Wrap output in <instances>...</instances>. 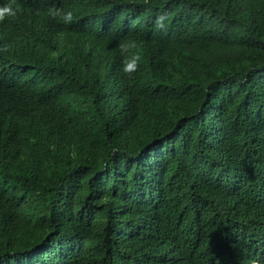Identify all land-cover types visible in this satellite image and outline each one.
<instances>
[{"label":"trees","instance_id":"16d2710c","mask_svg":"<svg viewBox=\"0 0 264 264\" xmlns=\"http://www.w3.org/2000/svg\"><path fill=\"white\" fill-rule=\"evenodd\" d=\"M5 2L0 264H264V0Z\"/></svg>","mask_w":264,"mask_h":264},{"label":"clouds","instance_id":"9594fccd","mask_svg":"<svg viewBox=\"0 0 264 264\" xmlns=\"http://www.w3.org/2000/svg\"><path fill=\"white\" fill-rule=\"evenodd\" d=\"M17 14V11L10 7L5 0H0V26H2L3 24H5L7 21L11 20L15 15ZM66 20H70L71 19V13L69 12L66 17ZM130 45L128 44H121L120 45V49H121V54H130L131 55V59H129L128 55H125V60H124V64H123V68L122 71L125 73H129L132 70L135 69L137 61L139 59V57L135 54H131L129 53V49H130Z\"/></svg>","mask_w":264,"mask_h":264}]
</instances>
